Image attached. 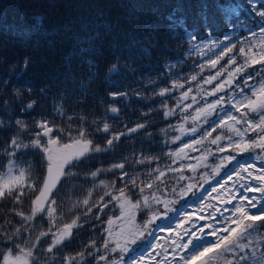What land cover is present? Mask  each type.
I'll use <instances>...</instances> for the list:
<instances>
[{"label":"trees","instance_id":"obj_1","mask_svg":"<svg viewBox=\"0 0 264 264\" xmlns=\"http://www.w3.org/2000/svg\"><path fill=\"white\" fill-rule=\"evenodd\" d=\"M254 2L255 0H0V120L4 121V126L0 127V173H7L9 159H14L16 168L31 170L32 182L35 183L36 188L42 186V178L46 175V163L41 153L29 150L18 152L15 157H9L7 154L11 151L10 139L18 134L14 124L17 117L28 124L29 133L37 130L33 125L34 120L47 119L54 125L65 129V134H60L59 145L54 146L56 149L54 163L55 159L78 150L79 146L73 141L79 139L77 129L80 127L86 130L87 138L91 139L94 144H105L111 133L96 132L97 124H93L92 121L109 123L113 133L126 131L127 128L135 127L138 123L147 122L149 125L146 129L122 136L118 142H114L111 151L96 153L76 163L70 169L76 175L61 179L51 196V199L57 202L55 207L57 216L60 217L57 220L59 225L70 223L71 219L81 214L83 208H73V204L87 198L89 190H92V201H98L99 197L108 191V189L94 187L100 180H104L107 184L115 181V188L112 189L113 195H118V189L125 188L126 181L119 179L120 170H116L115 173L107 171L111 165L123 162L125 158H127L125 170L130 174H136L138 182L144 181L145 183L149 179L150 171L154 168L165 170L167 167L179 168L180 165H184L183 175L185 177L189 175L204 183L206 185L203 188L205 195L212 187H216L219 192L217 181L223 184L238 163H254L257 168L264 167V160L253 159L258 155L264 157V151L260 149H252L245 153H237L231 149L225 152L218 151V147L226 146L227 141L222 140L220 145H213L210 143L212 138L223 134L233 135L235 139L234 133H229L222 128L213 132L212 136L202 145H197V151L185 149L187 156L180 153V158L176 159L175 164L172 163L173 157L168 155L170 152H179L184 144H191L193 139H200L206 131L211 130V121L215 120L218 123V116L210 117L209 123L203 120L193 122L191 117L196 115L197 107H205L213 103L220 95H224L225 100H228L236 94L233 89H226L215 96L206 93L211 91L215 84L227 79V71L233 67L227 65L230 56H235L237 62L242 63V57L238 52L240 46L246 49L250 44L259 47L261 40L254 39L244 30L245 25L252 26V20L255 19L250 7V4ZM204 4L208 6V24H205L199 15L201 5ZM217 4L237 6L236 11L223 12L216 7ZM258 7H264V5L260 4ZM173 14L176 19L185 18L187 32L177 28L176 35L170 34L168 17ZM37 15L43 17L42 27L39 28L35 22ZM85 26H87L86 31ZM231 32L233 36H230ZM97 33L95 43L99 52L92 58L100 65L99 74L92 81L88 93L84 95V102H80L82 94L79 91L65 90L72 89L73 85L78 82H87V67H77L78 62L74 61L72 64L74 78L65 79L68 69L65 66L64 56L73 49L78 37ZM189 33L197 35L198 39L190 40ZM225 36L230 37V40H225ZM133 41L149 45L151 55L136 58L134 62L128 60L127 47ZM213 42H217V46H214ZM141 44L133 47L132 51H137ZM230 44L237 45V48L221 60L216 69L205 67L204 71H200L201 64L206 65L209 59H214L216 54ZM120 49H125L123 58L132 68L136 69V73L129 74L121 69L123 78L114 76L112 79L116 83L109 86L104 82V76L107 68L114 61L113 52L116 56L122 55ZM25 58H29L30 62L27 70L20 74ZM168 62L174 64L175 67L170 70L166 69L164 65ZM221 66L225 67L221 77H218L211 85L205 84L204 80L210 75H215ZM248 74L254 77L250 83L264 80V71L256 65L241 74L236 83L244 87L243 80ZM192 75L197 76L195 81L191 80ZM5 80H7L6 85ZM174 82L183 86L173 87ZM27 88L31 89L30 93L26 90ZM164 88L171 89V91L164 96L158 95ZM188 89H192L189 98L182 100V93ZM16 90L21 93L19 99L13 95ZM110 92H123L127 93V96L113 100L108 95ZM245 92L248 95L251 94L247 88ZM62 93L63 99H61ZM192 96L196 97L195 104L192 103ZM33 100L36 101L34 108L21 112L22 106ZM187 104H192V107L184 109L183 105ZM61 105L65 113L63 116L55 114L54 106ZM110 107L118 108V115L107 112ZM167 110H174V114L165 117L164 112ZM233 114L238 115L234 110ZM81 116L86 118L83 124L80 120ZM69 117L72 119L69 120ZM250 118L258 122L256 114H251ZM181 125L184 127L183 132ZM191 127H196L198 131L189 133L188 130ZM69 132L71 138L66 134ZM20 136L25 142L32 138L31 135L23 132ZM176 136H180L181 139L175 140ZM245 139L255 140L256 135L248 133ZM64 144H69L71 147L64 149ZM141 154L159 157V160L150 164L135 163ZM228 156H235L236 159L230 162L224 160ZM222 160H224V166L220 168L219 175L213 178V169L221 165ZM188 164L195 167V172L187 168ZM101 167L105 171L93 180L90 173ZM203 171L207 172L202 174ZM13 174L18 175L19 173L14 171ZM177 179L178 174L170 173L165 178V184L160 185L161 190L165 187L168 189L167 199L176 200V203L170 207L180 209L181 213L196 209L197 201L191 194L188 197L179 198L170 192V188L175 185H185L186 181H180L177 184ZM205 179L207 183L202 182ZM228 187H231V182ZM194 191L199 193L197 189ZM125 192L126 198L132 204L141 199L138 189L131 185L125 188ZM38 194V191H28L26 188L25 195L22 197V205H15L10 199L0 200V231L11 233V228L5 221H11L14 225L20 224V218L9 209L18 208L28 212L32 200ZM147 194L146 190L144 195ZM157 195L160 193L158 192ZM216 195L217 193H213V196ZM253 195L258 196L259 194L249 193L250 197ZM227 198L228 194L224 193L217 200L211 201L209 198L204 203L211 202L216 207L221 209L227 207L231 210L232 205L220 203L221 200ZM109 199L110 197L105 196L104 202ZM117 202L112 201L109 207L100 214L99 220L95 218V215H90L88 223L83 228L74 229L73 238L66 241L60 249L54 250V261L50 259L49 254L43 251L51 243V236L43 238L38 249L34 251L37 257L35 264H62L64 256H73L78 252L86 253L87 249L84 246L92 240L96 241V246L92 249L93 255H85L80 264H112L113 261L119 260L121 253L119 250L111 251L114 247L111 241L107 250L102 247L104 241L109 239L108 231H111L114 237L119 238L122 231L126 232L130 228L142 229L144 222L152 212L164 211L162 206L156 205L146 210L125 204V207L121 209ZM69 209L72 210L69 211ZM211 211V208H206L204 214L207 215ZM255 211V209L252 210L253 213ZM93 212L95 213L96 210L93 209ZM120 216L126 222L125 226L115 225ZM169 216L171 220H157L149 226V230L157 236L167 237L168 233H161L159 228L169 223L175 227L177 217L172 212H169ZM109 218L113 220L111 226L108 224ZM33 223L36 231L31 233L32 238L39 231L47 230L49 227L46 215L38 216ZM53 231L56 229L53 228ZM260 232L264 235V228ZM26 235L14 239V242L0 239V264H6V255L10 254L11 258L20 255L15 245L27 247L22 242ZM209 239L214 238L209 237ZM253 246L257 250L264 251L260 236L254 238ZM132 247L138 249L139 252L143 251L147 244L138 241ZM101 255L107 259L100 261L98 257ZM131 255L134 254H123L125 264ZM162 259V256L157 257V260ZM168 259L171 257L169 256ZM149 264H155V262L150 261ZM212 264H223V261H213ZM251 264H256V261H251Z\"/></svg>","mask_w":264,"mask_h":264},{"label":"snow or ice","instance_id":"obj_2","mask_svg":"<svg viewBox=\"0 0 264 264\" xmlns=\"http://www.w3.org/2000/svg\"><path fill=\"white\" fill-rule=\"evenodd\" d=\"M258 4H264V0H256L251 3V11L253 12L255 19L252 20V28L249 30L248 35L255 38L258 34L264 37V7H258ZM216 7L223 12L231 13L236 11L237 6L217 4ZM179 11V9H177ZM205 24L209 22L208 6L206 4L201 5V11L199 13ZM169 32L172 35H176L177 28L187 32L185 28V18L181 17L176 19L173 15H169ZM36 26L42 27L43 17L37 15L35 17ZM87 26H85V31ZM195 32V29H194ZM190 40L198 39V36L189 33ZM98 37V33L95 35H87L84 37H78L73 49L64 56L65 66L68 69L65 79H73L74 73L72 71V64L77 61V67H87V82H78L73 85L72 89H66L65 91H79L81 101L84 102V95L90 90L92 81L98 76L100 65L92 57L97 55L99 49L96 46L95 40ZM247 38V37H245ZM225 40H230V37L225 36ZM137 44H141L139 41H133L131 45L127 47L128 60L135 61L136 58H141L144 55H151V47L146 44H141L137 51L133 52L132 48ZM214 46H217V42H213ZM237 45L230 44L225 46L214 59H209L207 64H201L200 71H204L205 67L216 69L220 61L226 56H229L236 49ZM122 55L116 56L115 52L113 63L107 68L104 76V82L109 86H113L116 81L112 78L114 76H120L123 78L124 69L129 74H135L136 69L132 68L127 60L123 58L125 49H120ZM238 52L242 57V63H238L235 56H230L227 60V65H232V69L227 71V79L215 84L214 88L207 92V95L215 96L220 92H224L226 89H233L235 95L231 96L228 100H225L224 95L218 96L213 102L207 104L205 107H197L196 115L192 116L193 122L203 120L205 123H209V118L212 116H218V123L211 121V130L206 131L200 139H193L191 144H184L183 148L177 153H168L173 157L172 163H176V159L180 158V153L185 149L189 151H197V145H202L205 140L212 136L218 128L225 129L233 135H217L210 140L213 145H220L222 140H226V146L218 147V151L225 152L231 149L237 153H245L252 149H260L264 151V80H260L257 83H250L254 80L251 74H248L241 87L236 83L237 79L244 74L248 68H252L259 65L261 70L264 71V40L259 42V47L250 44L247 49L243 46L238 48ZM29 58H25L21 66V73L27 70ZM15 67V66H14ZM168 70L175 67L174 64L168 62L164 65ZM225 71V67L221 66L216 71L215 75H210L204 80L205 84L211 85L213 81H216L218 77H221ZM196 75L191 76V80L195 81ZM155 83L154 81H149ZM7 84V80L4 81ZM183 85L176 84L174 82L173 87H182ZM245 88L251 94L248 95L245 92ZM31 92L30 88L26 89ZM171 89L164 88L158 93L160 96H164ZM192 89L182 93L181 99L187 100L190 96ZM43 93L44 90L42 89ZM13 95L19 99L21 93L19 90L13 92ZM113 100L123 98L127 96V93L123 92H110L108 94ZM239 97V98H237ZM63 99V93L61 94ZM192 103L195 104L196 97L192 96ZM36 101H29L26 105L22 106L21 112H25L34 108ZM7 105V102H5ZM55 114L63 116V106H54ZM166 107V106H165ZM192 104L183 105L184 109L191 108ZM219 109V111H217ZM233 110L236 114H233ZM107 112L117 114L119 109L116 107H110ZM174 110H167L164 112V116L173 115ZM251 114L258 116V122L254 121ZM72 117H69L71 120ZM81 123L86 122V118L80 117ZM93 124H97L96 132L109 134V138L104 145L94 144L93 141L87 138V132L83 127L77 129L79 139L73 141L78 147V150L69 154L61 156L59 159H55L54 152L55 147L60 143V134H65V129L54 125V123L43 120H34L33 125L36 131L29 133L28 124H26L21 118L17 117L14 120V124L17 129V135L13 136L9 142L10 152L7 154L9 157H15L18 152L37 151L44 157L46 163V175L42 178V186L36 188L34 182H32L31 170H25L23 168H16V162L14 159H9V166L7 173H0V200L10 199L15 205H22V197L25 195V189L28 191H38L39 194L32 200L30 210L25 212L18 208L9 209L20 218V224L14 225L11 221H5V223L11 228V233L6 231H0V239H6L14 242V239L20 238L22 235L27 234L22 241L27 247H20L15 245L20 252V255L15 258H11L10 254L5 256L6 264H35L37 257L34 251L38 249L43 238L51 236V243L43 250L44 253L49 254L51 260H55L54 250L60 249L66 241H70L73 238V231L79 230L88 223L90 215H95L97 220L100 219V214L108 207V204L112 201H119L120 207L123 209L125 204H131L134 208L150 209L153 205L162 206L163 212H152L149 218L144 222L142 229L130 228L126 232L122 231L119 234V238L113 236L111 231H108L109 239H106L102 245L106 250L109 248L110 241L114 243V247L111 248L112 252L121 253L118 261H113L112 264H125V253H132L126 264H149L150 261H154L155 264H212L213 261H223V264H251V261H256V264H264V251L257 250L254 245V238L260 236L261 244H264V235H261L260 230L264 228V167L257 168L254 163L237 164L232 169L223 184H219L220 191L218 192L216 187H212L210 191H203V184L191 183V177H185L183 175L184 165H180L179 168L167 167L165 170L160 168H154L149 173V179L145 183L144 181L137 180L136 174H130L125 170V162L116 163L110 166L107 171L115 173L116 170H120L119 179L126 181L125 188L131 185L133 188H137L141 194V199L137 200L134 204L126 198L125 188L118 189V195L112 194V189L115 188V181L111 184H107L104 180H100L98 184H95V188L108 189L104 192V195L99 197L98 201H92V190L87 193V198L82 201H78L73 204V208H83L80 215L71 219L70 223L57 224V220L60 217L57 216L56 200L51 199L53 190L57 188L58 183L62 178H68L75 176L76 173L70 171V169L83 159H87L96 153H105L111 151L114 142H118L122 136L136 133L141 129H146L148 123H138L135 127L127 128L126 131L113 133L112 126L104 121L98 123L92 121ZM102 125V126H101ZM4 126V121L0 120V127ZM181 131H184L183 125L180 126ZM163 131V130H161ZM198 129L191 127L188 132L196 133ZM31 135V139L25 142L21 138L20 133ZM248 133H254L256 135L255 140L245 139ZM71 138V133H66ZM151 135L150 133L148 134ZM180 136H176L175 140H180ZM71 145L64 144L63 148L68 149ZM235 156L225 157L224 160H235ZM255 160H264V157H253ZM155 160H159V157H150L141 154L140 158L135 160L137 164H150ZM224 160L221 165L213 169V178L215 175H219L220 168L224 166ZM187 168L195 172V167L192 164H188ZM18 171V175H14L13 172ZM105 171L104 168H97L90 173L93 180ZM259 172V174H255ZM178 174L177 184L180 181H188L185 185H180L179 190L172 188L173 195L183 198L188 197L191 194L197 201V208L192 211H183L180 209L172 208L170 205L176 203V200L167 199L168 189L161 190L160 185L165 184V178L168 174ZM203 179V177H202ZM207 183V179L204 180ZM231 182V187H228ZM155 184V187H154ZM255 185V186H253ZM201 189L197 193L194 189ZM147 190L148 194L144 195ZM160 195H157V193ZM213 193H217L213 196ZM224 193L228 194L226 200H221L222 205H232L231 210L227 207L221 209L216 207L213 203H204L206 199L211 201L217 200ZM249 193H257L258 196H249ZM105 196L110 197L107 202ZM235 201V203H234ZM47 205V207H46ZM186 207V206H185ZM206 208H211L212 211L207 215L204 214ZM93 209H97L94 213ZM255 209V213L252 210ZM72 209H69L71 211ZM169 212H172L177 220L175 227L172 223L160 227L161 233L167 232L168 236H157L153 231L149 230V226L155 221L161 219L171 220ZM228 213V215H224ZM49 221V227L47 230H41L34 238L31 233L36 231L34 226V220L38 216H45ZM123 216V212H122ZM117 219H120L119 217ZM204 221V223H200ZM113 220L109 218L108 224L111 226ZM53 228L56 231H53ZM213 237L214 239H209ZM151 238V239H149ZM138 241H143L147 244V247L143 251L132 247L136 245ZM153 241H155L153 243ZM96 241H89L84 247L87 252H78L73 256H64L62 264H80L83 261L85 255H93L92 249L95 248ZM158 249V250H157ZM138 254H135L137 253ZM158 256H162V260H157ZM171 259H168V257ZM100 261H104L107 258L103 255L99 256Z\"/></svg>","mask_w":264,"mask_h":264},{"label":"rangeland","instance_id":"obj_3","mask_svg":"<svg viewBox=\"0 0 264 264\" xmlns=\"http://www.w3.org/2000/svg\"><path fill=\"white\" fill-rule=\"evenodd\" d=\"M255 2H256V0H255ZM260 4H258L257 6H259ZM261 5H264V4H261ZM250 14H251V12H250ZM246 24V23H245ZM252 28V26H249V25H245V27H244V30L247 32V33H249V30ZM230 36H233V33L231 32V34H230ZM250 36V35H249ZM254 39H260V40H264V37H261L259 34L254 38ZM207 45V44H206ZM206 45H205V47H206ZM54 156H55V153H54ZM194 167V166H193ZM207 171H203L202 172V174L204 173H206ZM187 177V176H186ZM188 177H191V176H189L188 175ZM192 178V177H191ZM202 182H204V181H202ZM188 183V181H186V183L185 184H187ZM191 183H193V184H197V185H199V184H203L204 185V187L206 186L204 183H201V182H199V181H197V180H195V179H191ZM177 188V191L179 190V187L180 186H178V185H175V186H173L172 188ZM172 188H170V192H171V189ZM197 190L198 191H201V189H199V188H197ZM110 204V203H109ZM109 204H108V207H109ZM117 204L120 206V202L118 201L117 202ZM107 207V208H108ZM111 207V206H110ZM96 211H97V209H95ZM122 215V214H121ZM119 218H121V216L119 217ZM116 222H118V223H116L115 225H119V226H125V224H126V222H124V219L123 218H121V219H117L116 220Z\"/></svg>","mask_w":264,"mask_h":264}]
</instances>
